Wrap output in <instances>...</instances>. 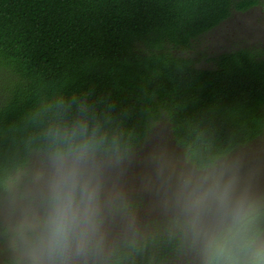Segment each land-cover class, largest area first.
<instances>
[{"label": "clouds", "instance_id": "9594fccd", "mask_svg": "<svg viewBox=\"0 0 264 264\" xmlns=\"http://www.w3.org/2000/svg\"><path fill=\"white\" fill-rule=\"evenodd\" d=\"M29 119L35 162L0 178L2 264H136L150 245L167 264H264V158L250 142L138 139L76 96Z\"/></svg>", "mask_w": 264, "mask_h": 264}, {"label": "trees", "instance_id": "16d2710c", "mask_svg": "<svg viewBox=\"0 0 264 264\" xmlns=\"http://www.w3.org/2000/svg\"><path fill=\"white\" fill-rule=\"evenodd\" d=\"M257 2L0 0V178L29 163V117L60 97L86 98L138 139L167 119L179 144L254 140L264 128V56L235 49L207 69L176 50ZM153 252L166 259L150 245L136 264Z\"/></svg>", "mask_w": 264, "mask_h": 264}, {"label": "rangeland", "instance_id": "374dc122", "mask_svg": "<svg viewBox=\"0 0 264 264\" xmlns=\"http://www.w3.org/2000/svg\"><path fill=\"white\" fill-rule=\"evenodd\" d=\"M244 47L257 49L264 56V0H258L256 4L245 10L233 11L219 25L199 35L193 41L191 47L176 51L181 55L190 57L195 66L212 69L215 67V61L212 57ZM4 74L5 71L0 70V79ZM262 112L264 113V106ZM152 129L158 135L160 133L166 135L169 141L176 142L171 123L167 119L157 121ZM250 148L254 154L264 158V128L258 137L250 141ZM34 162L35 153L32 152L29 163L19 169L30 168ZM137 171H139V168H134V172ZM0 256H2V250H0ZM0 264H2V260H0ZM159 264H167V259Z\"/></svg>", "mask_w": 264, "mask_h": 264}]
</instances>
